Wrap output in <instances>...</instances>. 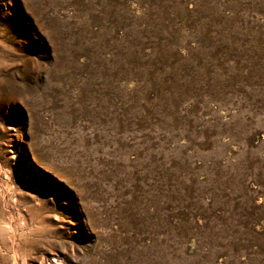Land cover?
Wrapping results in <instances>:
<instances>
[{
    "label": "rangeland",
    "instance_id": "374dc122",
    "mask_svg": "<svg viewBox=\"0 0 264 264\" xmlns=\"http://www.w3.org/2000/svg\"><path fill=\"white\" fill-rule=\"evenodd\" d=\"M0 264H264V0H0Z\"/></svg>",
    "mask_w": 264,
    "mask_h": 264
}]
</instances>
